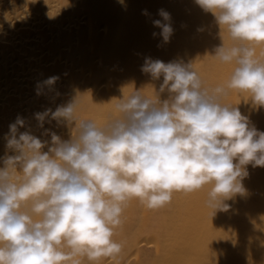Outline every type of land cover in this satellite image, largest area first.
Masks as SVG:
<instances>
[{
	"label": "clouds",
	"instance_id": "9594fccd",
	"mask_svg": "<svg viewBox=\"0 0 264 264\" xmlns=\"http://www.w3.org/2000/svg\"><path fill=\"white\" fill-rule=\"evenodd\" d=\"M196 3L219 27L226 26L235 42L215 50L220 62L235 64L226 86L205 88L191 65L146 58L141 70L155 79L162 75L160 92L170 83V99L134 91L118 99L119 115L103 127L90 120L77 124V99L37 113L41 126L50 116L78 128L69 141L51 132L54 146L47 152L41 151L47 142L27 131L17 138L23 119L9 126L6 147L18 154L6 155L0 168V264L116 259L122 245L113 239L114 229L129 200L157 209L171 202L173 192L212 185L208 206L213 213L227 210L226 201L246 191V166L264 168V132L250 127L238 107L222 103L229 90H238L264 107V51L258 56L255 47L264 45V0ZM158 14L165 23L153 24L168 42L170 14L163 9ZM57 79L43 84L51 87Z\"/></svg>",
	"mask_w": 264,
	"mask_h": 264
},
{
	"label": "bare ground",
	"instance_id": "6f19581e",
	"mask_svg": "<svg viewBox=\"0 0 264 264\" xmlns=\"http://www.w3.org/2000/svg\"><path fill=\"white\" fill-rule=\"evenodd\" d=\"M161 9L173 28L168 42L153 24L165 23ZM234 43L226 26L219 27L196 0H0V168L6 155L18 154L6 147L18 117L24 126L17 138L27 131L47 142L41 150L47 152L54 146L51 132L69 141L78 128L50 116L41 126L37 113L77 99V124L90 120L103 127L119 115L118 99L134 91L170 99V83L160 92L163 76L141 70L146 58L191 65L205 88L226 86L235 64L214 55ZM255 47L259 56L264 45ZM53 76L55 84L45 86ZM250 95L229 90L222 103L238 107L250 127L264 132V107L253 105ZM246 168V191L227 200V210L213 213L208 206L212 185L173 192L171 202L157 209L129 200L114 229L119 256L83 264H264V168Z\"/></svg>",
	"mask_w": 264,
	"mask_h": 264
}]
</instances>
